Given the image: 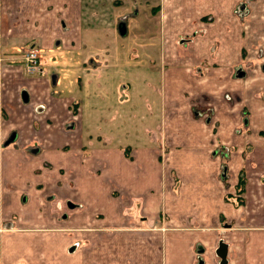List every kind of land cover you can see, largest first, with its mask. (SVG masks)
<instances>
[{
  "label": "crops",
  "instance_id": "0c3cea01",
  "mask_svg": "<svg viewBox=\"0 0 264 264\" xmlns=\"http://www.w3.org/2000/svg\"><path fill=\"white\" fill-rule=\"evenodd\" d=\"M86 3L0 0V264H264V0H234L206 58L168 60L162 139L127 144L85 133L79 72L104 61L95 43L81 58L98 32Z\"/></svg>",
  "mask_w": 264,
  "mask_h": 264
},
{
  "label": "rangeland",
  "instance_id": "374dc122",
  "mask_svg": "<svg viewBox=\"0 0 264 264\" xmlns=\"http://www.w3.org/2000/svg\"><path fill=\"white\" fill-rule=\"evenodd\" d=\"M85 1V11L92 9L99 14L96 19L90 20L98 32L91 45L89 41L84 42L81 58L91 60L96 57L91 54L95 50L89 46L97 44L101 53L99 57L104 60L96 72L90 71L92 76L88 74V68L79 72L84 110H91L89 107L96 109L94 114L97 119L93 123L90 115H87L89 122L85 123V133L94 134L97 141H118L122 144L147 141L150 135L156 140L159 137L162 139L160 127L167 105L165 64L172 59L191 65V62L206 58L210 55L209 40L215 37L220 46L219 36L223 38L227 34L226 29L235 26L231 19L234 0H177L178 4L172 10L175 12L180 5L177 11L182 13L171 20L160 14L165 11L168 0ZM175 1L172 0V3ZM120 17L125 20L126 35L119 33ZM225 21L232 22V27H224ZM225 41L230 44L236 42L233 32L228 33ZM41 57L43 62L44 58ZM254 57L257 59L254 58L253 62L262 58L258 54ZM245 62L248 63L241 64V68L249 75L253 66L250 61ZM233 68L235 74L238 68ZM67 81L71 82L69 79ZM99 135L101 140L98 139Z\"/></svg>",
  "mask_w": 264,
  "mask_h": 264
},
{
  "label": "built area",
  "instance_id": "2783aa9c",
  "mask_svg": "<svg viewBox=\"0 0 264 264\" xmlns=\"http://www.w3.org/2000/svg\"><path fill=\"white\" fill-rule=\"evenodd\" d=\"M41 58L42 57L39 48L36 46L28 47L23 56V63L27 73L42 74L44 72Z\"/></svg>",
  "mask_w": 264,
  "mask_h": 264
},
{
  "label": "water",
  "instance_id": "95a60500",
  "mask_svg": "<svg viewBox=\"0 0 264 264\" xmlns=\"http://www.w3.org/2000/svg\"><path fill=\"white\" fill-rule=\"evenodd\" d=\"M118 30H119V33L121 35H126L127 34V26H126V23L125 22H120L118 24ZM239 76H243L244 75V72H240L238 74ZM15 137V134L12 135V138L14 139ZM217 253L218 255L222 258V263H225L226 262V259H227V245L225 242L221 241L220 244H219V248L217 250Z\"/></svg>",
  "mask_w": 264,
  "mask_h": 264
},
{
  "label": "trees",
  "instance_id": "16d2710c",
  "mask_svg": "<svg viewBox=\"0 0 264 264\" xmlns=\"http://www.w3.org/2000/svg\"><path fill=\"white\" fill-rule=\"evenodd\" d=\"M243 185H244V175H241L240 180H239V184L237 187L238 193L243 191ZM238 201L237 202H241V198L240 196L237 197Z\"/></svg>",
  "mask_w": 264,
  "mask_h": 264
},
{
  "label": "flooded vegetation",
  "instance_id": "af4514ba",
  "mask_svg": "<svg viewBox=\"0 0 264 264\" xmlns=\"http://www.w3.org/2000/svg\"><path fill=\"white\" fill-rule=\"evenodd\" d=\"M242 71H243V70H240V69H239L238 72H237V75H238L240 72H242ZM243 72H244V71H243ZM245 74H246V73L244 72V75H243V76H245ZM238 76H239V75H238ZM243 76H241V77H243Z\"/></svg>",
  "mask_w": 264,
  "mask_h": 264
}]
</instances>
